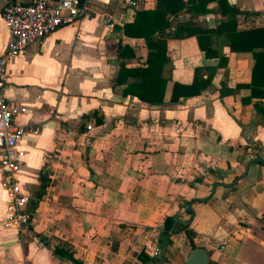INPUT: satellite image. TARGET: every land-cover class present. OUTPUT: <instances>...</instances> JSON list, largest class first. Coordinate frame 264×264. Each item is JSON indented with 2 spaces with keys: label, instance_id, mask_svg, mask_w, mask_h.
Instances as JSON below:
<instances>
[{
  "label": "crops",
  "instance_id": "crops-1",
  "mask_svg": "<svg viewBox=\"0 0 264 264\" xmlns=\"http://www.w3.org/2000/svg\"><path fill=\"white\" fill-rule=\"evenodd\" d=\"M29 1L0 0V55L10 40L3 6ZM229 2L241 12L239 30L263 25L264 0ZM154 5L87 0L84 16L8 62L2 93L21 110L12 123L26 130L18 184L29 202L40 175L50 183L17 230L3 224L10 201L0 173V264H135L141 251L183 264L191 250L183 232L171 234L170 245L161 241L169 216L188 224L208 264H264V118L258 100H248L251 53L230 51L224 35L167 39L162 103L124 96L126 84L113 83L118 64L143 66L147 47L114 26ZM207 8L192 21L215 29L223 18L214 3ZM188 18L179 14L171 28ZM206 38L219 57H204ZM119 40L134 56L117 57ZM195 68L211 75L209 86L172 101L173 84L191 83ZM55 246L72 259L57 256Z\"/></svg>",
  "mask_w": 264,
  "mask_h": 264
},
{
  "label": "trees",
  "instance_id": "trees-1",
  "mask_svg": "<svg viewBox=\"0 0 264 264\" xmlns=\"http://www.w3.org/2000/svg\"><path fill=\"white\" fill-rule=\"evenodd\" d=\"M85 0H79L80 5ZM153 8L139 9L134 12V19L131 23H126L120 29L114 26V30H122L124 36L129 38H141L147 47V58L143 66L126 68L125 63L121 60L114 77L115 85L126 84L123 95L135 96L142 102L150 105H160L163 101V94L168 77L164 76V67L168 64L167 57V39H182L185 37L196 36L199 40L209 34L224 35L227 41V47L232 52H250L253 59L251 69V81L248 85L250 96L248 100L256 99V112L264 118V21L263 25L256 28L239 30L235 21L236 15L241 13L236 6L229 0H154ZM216 5V12L223 18L215 29H204L196 26L192 18L204 15L210 10L208 4ZM186 13L189 15L187 20L178 21L171 28L172 20L179 14ZM247 13V12H246ZM207 39V38H206ZM200 43V42H199ZM200 47L203 50L205 58L219 57L213 49L208 39L205 45ZM134 56L132 50L127 46L117 44V57ZM221 65L225 66L224 60ZM202 68L193 70L194 78L191 83L175 82L172 88L171 100L176 101L179 97L189 98L200 95L210 84L211 75L203 78L201 75ZM131 82H127V79ZM100 119L96 120L99 124ZM255 162V160H253ZM50 181L40 175V183L35 193L34 199L29 201V207L26 212L31 213L36 208L37 201L40 199ZM189 203V201L187 202ZM190 214V212H186ZM175 217H166L162 226L163 236L160 240L164 245H170V235L182 231L191 249L196 248L193 238L194 232L188 228V224L176 223ZM53 252L57 256H67L72 259L68 250L55 246ZM166 260L158 254L156 257H150L144 251H141L135 261V264H165ZM76 263V262H75Z\"/></svg>",
  "mask_w": 264,
  "mask_h": 264
},
{
  "label": "built area",
  "instance_id": "built-area-1",
  "mask_svg": "<svg viewBox=\"0 0 264 264\" xmlns=\"http://www.w3.org/2000/svg\"><path fill=\"white\" fill-rule=\"evenodd\" d=\"M86 1L80 5L79 0H30L28 3L7 2L2 8V20L10 34V40L0 55V173L2 187L10 201L3 224L17 230L27 226L31 220V213L25 211L28 196L21 190L17 179L26 156L20 146L26 130L12 123V117L21 110L10 106L2 93L3 84L10 78L6 67L12 58L33 42L84 16ZM104 24L112 28L110 20H105Z\"/></svg>",
  "mask_w": 264,
  "mask_h": 264
},
{
  "label": "water",
  "instance_id": "water-1",
  "mask_svg": "<svg viewBox=\"0 0 264 264\" xmlns=\"http://www.w3.org/2000/svg\"><path fill=\"white\" fill-rule=\"evenodd\" d=\"M185 209L189 210V205H186ZM175 223L185 224L178 219L175 220ZM183 264H208L207 252L201 247L193 248L188 252Z\"/></svg>",
  "mask_w": 264,
  "mask_h": 264
}]
</instances>
